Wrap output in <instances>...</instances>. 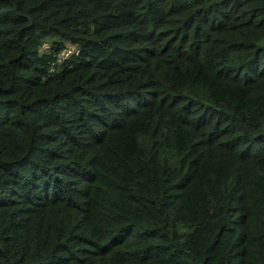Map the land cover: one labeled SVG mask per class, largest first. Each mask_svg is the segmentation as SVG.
Here are the masks:
<instances>
[{"label": "trees", "instance_id": "trees-1", "mask_svg": "<svg viewBox=\"0 0 264 264\" xmlns=\"http://www.w3.org/2000/svg\"><path fill=\"white\" fill-rule=\"evenodd\" d=\"M0 264H264V0H0Z\"/></svg>", "mask_w": 264, "mask_h": 264}, {"label": "rangeland", "instance_id": "rangeland-1", "mask_svg": "<svg viewBox=\"0 0 264 264\" xmlns=\"http://www.w3.org/2000/svg\"><path fill=\"white\" fill-rule=\"evenodd\" d=\"M50 46H51V40H46L44 43H43V45H42V47H41V51L42 52H46V53H48V52H50ZM64 47H65V49H61V51L59 52V54H58V57H64L65 55H63L64 53H65V51L67 50V49H69L70 48V46H69V44L68 43H64Z\"/></svg>", "mask_w": 264, "mask_h": 264}, {"label": "built area", "instance_id": "built-area-1", "mask_svg": "<svg viewBox=\"0 0 264 264\" xmlns=\"http://www.w3.org/2000/svg\"><path fill=\"white\" fill-rule=\"evenodd\" d=\"M71 50L72 49H67L66 51H65V53L63 54V55H65L64 57H58V59H59V62L60 61H63L64 59H66L68 56H69V54L71 53Z\"/></svg>", "mask_w": 264, "mask_h": 264}]
</instances>
